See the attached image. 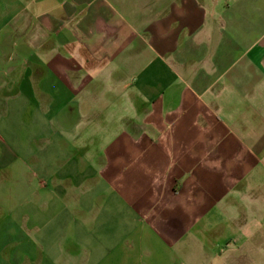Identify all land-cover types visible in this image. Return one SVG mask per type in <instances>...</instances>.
Returning <instances> with one entry per match:
<instances>
[{"label":"crops","instance_id":"0c3cea01","mask_svg":"<svg viewBox=\"0 0 264 264\" xmlns=\"http://www.w3.org/2000/svg\"><path fill=\"white\" fill-rule=\"evenodd\" d=\"M16 43L76 132L2 192L0 264H264V0H0Z\"/></svg>","mask_w":264,"mask_h":264},{"label":"rangeland","instance_id":"374dc122","mask_svg":"<svg viewBox=\"0 0 264 264\" xmlns=\"http://www.w3.org/2000/svg\"><path fill=\"white\" fill-rule=\"evenodd\" d=\"M14 51L13 60L0 63V156L6 152L4 150L15 155L12 162H0V197L10 187L20 200L25 192L23 173H29L31 182L36 183L42 169L43 149L54 150L56 140L71 139L76 130H61L63 116L59 114L57 118L53 113L57 101L53 109L49 107L50 113H42L46 99L39 86L37 61H21L24 57L19 43ZM33 52L40 56L39 50ZM111 132L115 131H95L101 139Z\"/></svg>","mask_w":264,"mask_h":264}]
</instances>
